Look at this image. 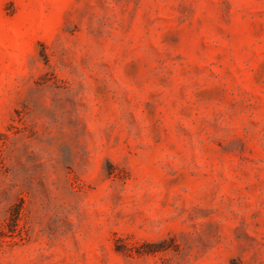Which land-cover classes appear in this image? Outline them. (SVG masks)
<instances>
[{"label": "rangeland", "instance_id": "1", "mask_svg": "<svg viewBox=\"0 0 264 264\" xmlns=\"http://www.w3.org/2000/svg\"><path fill=\"white\" fill-rule=\"evenodd\" d=\"M0 264H264V0H0Z\"/></svg>", "mask_w": 264, "mask_h": 264}]
</instances>
